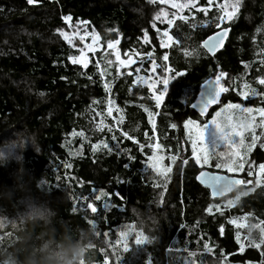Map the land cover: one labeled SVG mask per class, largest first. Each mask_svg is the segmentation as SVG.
<instances>
[{
	"label": "trees",
	"instance_id": "16d2710c",
	"mask_svg": "<svg viewBox=\"0 0 264 264\" xmlns=\"http://www.w3.org/2000/svg\"><path fill=\"white\" fill-rule=\"evenodd\" d=\"M222 1L214 0L207 16L195 8L185 9L182 14L189 17L188 21L177 19L169 30L173 44L160 48L162 37L153 24L163 32L167 23L151 21L158 0H37L31 5L27 0H0V142L8 132L34 134L40 148L37 153L29 146L20 152L19 159L9 157L0 166V192L14 187L24 189L17 190L11 202L0 198V204L15 212L22 198L30 195L37 204H48L66 218L82 224L93 220L101 240L105 233L108 237L124 224L134 222V211L145 213L149 206L156 207V186L144 168L153 153L150 145L159 143L158 150L168 156L181 153L182 124L185 119L199 117L190 102L204 80L224 71L222 81L230 94L221 95V104L264 107L260 96L238 95L245 84L257 92L264 91V85L258 84V79L264 78V0H240L234 21L221 24L231 27L225 45L210 55L201 41L218 29L216 17L220 12L215 5ZM197 3L207 6V0ZM65 16L90 25L103 43L119 41L115 51L136 63L120 66L115 51L98 50L90 54L86 68L73 64L69 56H75L77 50L55 34L65 25ZM145 33L148 42L143 39ZM193 48L198 55H184V49ZM148 52L157 63H164L160 57L168 53L172 71L167 75L183 73L170 80L159 110L147 86L139 81L132 83L136 66L149 62L150 58L145 57ZM139 53L144 54V63ZM219 105L211 106L204 117ZM144 108L155 114L154 130ZM263 139L245 159V164L252 163V169L264 162ZM93 144L97 145L95 151ZM183 159L189 163L177 159L166 204L155 210V244L153 240L142 258L128 259L126 264H183L189 259L190 249L195 248L190 243L200 241L208 245L206 252L210 249L209 253L222 259V264H264V244L255 247L264 240V183L256 185L255 174L249 177V166L245 165V170L236 174L253 183L212 199L208 189L195 179L201 167L194 165L190 154ZM66 163L71 167L65 168ZM203 168L218 170L213 163ZM250 188L253 190L248 191ZM240 192L248 194L237 200ZM97 195L101 196L99 201L95 200ZM87 203H93L97 212L87 209ZM209 204L213 205L211 213L206 211ZM216 204H220L223 215L216 211ZM74 207L78 209L75 213ZM106 257L113 264L108 250L101 247L98 259L104 264Z\"/></svg>",
	"mask_w": 264,
	"mask_h": 264
},
{
	"label": "snow or ice",
	"instance_id": "6c2138e0",
	"mask_svg": "<svg viewBox=\"0 0 264 264\" xmlns=\"http://www.w3.org/2000/svg\"><path fill=\"white\" fill-rule=\"evenodd\" d=\"M37 0H27L28 4H35ZM151 2L155 3L156 0H151ZM161 4H168L171 6L172 9H175V12L171 13V18H169V13L165 11L163 8L160 9V11L157 13V15L154 17V20H158L161 23H167V28L163 30L162 32V38L160 40V48H166L173 44L174 38L170 34L169 30L173 27L175 21L178 19L180 21H188L189 17L186 15H183V11L185 9H191L195 8L197 12H203L206 16L208 15L209 10L213 7L214 0H207V6H199L197 3V0H160ZM217 9L220 12V15L216 17V19L219 21L216 23V28L220 29L219 31H216L213 35L208 36L203 42L202 47L207 50L208 53H212L213 55L217 52L218 49L222 48L224 46L225 38L228 36L229 28L223 27L221 28V24L225 22H232L234 21L235 17L237 16L240 8V0H234V2L229 3V0H224V3L222 4H216L215 5ZM230 9V10H229ZM72 17L65 16L64 20L70 21ZM201 23H206L201 22ZM195 26V25H191ZM153 27H156L155 23L153 24ZM158 32H160V29H157ZM64 35L63 33H61ZM65 39H68V37L65 35ZM98 39L97 37H93V40L95 41ZM145 42H148V34L145 33L143 37ZM119 41H109L108 48L115 49L116 44H118ZM89 50H93L92 45H88ZM115 57L116 60L119 62L120 66L127 67L129 64H135L136 61L132 60L131 57L128 59H121L120 53L118 51H115ZM184 55L185 56H192V55H198L195 48L192 49V51H188L187 49H184ZM147 56L151 60V69L150 75L147 77L139 75L141 68L137 67L135 69V72L137 73L136 79L132 81L133 84H136L137 81H139L140 84H146L147 85V91L150 93V99L154 101V107L155 109L159 110L161 106L165 102V95L168 92V86L171 79H174L175 77L181 76L182 72H176L175 76H169L167 73L172 71V69L169 67L167 61L169 59L168 53L165 52L160 59L164 63H157V60L155 57H153V54L151 52L147 53ZM69 60L73 64H80L83 65V67L88 66V60L85 56L84 52L81 51L79 56H69ZM219 67V65L217 66ZM157 69H161L163 74L158 75ZM119 71V69H117ZM103 75V74H101ZM131 75V73H129ZM226 76V73L224 71H218V73L215 75L214 80H205L203 86H207L206 91L200 93V99L196 101L195 104L192 105L193 108L199 109V117H204L207 113L209 107L213 104H221L223 101L221 100V95L224 93L230 94L229 87H226L224 83H222V79ZM90 78V77H89ZM91 79V78H90ZM259 85H264V78L258 79ZM158 85H162V87H157ZM202 86V87H203ZM105 90L107 91L108 85H104ZM238 95L242 98H247L249 95L252 96H260L261 98H264V91L257 92L256 89L251 88L249 85L245 84L243 86V89L239 91ZM109 105H111L113 102L111 100L108 101ZM143 107V106H142ZM227 109L231 110H239L240 112L244 113L246 116V120L239 122V123H230L227 127H224L221 125V123L218 121V117ZM108 115L110 116L112 114V107L110 106L108 108ZM119 111V109H117ZM144 111L148 115V123L152 124L153 130L155 129V120H154V112L150 111L148 108H144ZM260 117L259 126L264 127V107H244L241 103H226L223 104V107L212 114L211 120H206L205 122L201 123L198 119H192L188 118L183 121V127L187 134L188 140L191 142L192 150H191V157L194 162L195 166H199L201 168L205 166H210V160L213 156L216 157L215 162V168L218 170H226L227 173H238L245 170V159L244 155L241 153V148H246L247 152H251L252 148L256 146V141L259 139L255 135V128L257 127L256 124V117ZM123 117H121V120ZM138 127V125H137ZM171 127L175 128L177 127L176 124H172ZM212 128V140L211 144H207V136L206 133L209 128ZM111 131V129H109ZM245 132H252V138H251V145H245V139L244 134ZM72 135H78V133L73 132ZM79 135H83L80 133ZM125 136H127L128 139H133V137L128 136L127 133H124ZM113 140L116 139L115 136L112 137ZM223 144L224 150L217 152L216 149L220 147V145ZM103 147L105 149H108L111 151V148L107 143H103ZM144 145H141V148H143ZM150 147L153 148V153L149 157V167L152 168L154 171L160 172L163 174L164 172H168L171 170L170 167L168 168H162L160 166V162L162 161L163 157L158 156L156 154V150L161 148V145L159 143H156L154 145H150ZM261 147H264V144H261ZM97 148V145L93 144L92 149L95 151ZM171 159H175V157H172ZM239 161V162H238ZM184 164H188L189 160L185 159L183 161ZM254 163V162H253ZM65 168H70L71 164L66 163L64 165ZM264 173V162L260 163L258 165V171H256L255 176L256 185H261L264 183V181L261 180V174ZM247 175L249 177L253 176V170H252V163H249V169L247 170ZM59 179V177H58ZM196 179L200 181L202 184H206L211 189V195L213 197H222L225 195V193L231 192L234 187L237 185H243V184H252L253 182L251 180H243L238 179L233 175H227V174H220L218 172H209V171H200L199 175L196 176ZM253 189H248V191H252ZM247 192H240L239 195L236 197V199H239V196L247 195ZM102 195H107V193H102ZM87 199V197H85ZM101 199L100 195L95 196V200L99 201ZM229 204L232 203V201L228 202ZM87 209H90L92 213L97 212V208L93 205V203H87L86 205ZM215 209L217 212H220L221 215H223V211L221 210L220 204L215 205ZM213 210V205L209 204L208 208L206 209L207 212L211 213ZM72 211L75 213L78 211L77 208H73ZM88 222H93V220L88 219ZM232 223H235V221H232ZM264 223V221H262ZM135 232V244L136 245H144L146 243H151V240L142 232L137 230L135 226H127L124 230H121L118 232V238L115 241V245H119L123 248V251L127 252L129 249V244L127 237L132 233ZM221 235L224 234V226L221 225L220 227ZM261 232L264 233V229H261ZM105 237H107L108 233L104 234ZM239 243V239L237 240ZM260 244H264V240H261L259 244H255L256 248H260ZM115 245H110L111 247H115ZM204 247L207 249L208 245L205 244ZM244 250V244H240V251L243 252ZM210 251V249H209ZM192 255V253H189ZM117 260H119V256L116 257ZM104 264H109L108 258L106 257L104 259Z\"/></svg>",
	"mask_w": 264,
	"mask_h": 264
},
{
	"label": "clouds",
	"instance_id": "9594fccd",
	"mask_svg": "<svg viewBox=\"0 0 264 264\" xmlns=\"http://www.w3.org/2000/svg\"><path fill=\"white\" fill-rule=\"evenodd\" d=\"M9 145L20 152L29 146L34 152L40 150L34 134H17L0 147ZM8 160V153L0 151V166ZM17 190L24 189H4L0 198L11 202ZM104 246L94 222L66 218L48 204H37L30 195L22 198L15 212L0 204V264H103L98 252Z\"/></svg>",
	"mask_w": 264,
	"mask_h": 264
},
{
	"label": "rangeland",
	"instance_id": "374dc122",
	"mask_svg": "<svg viewBox=\"0 0 264 264\" xmlns=\"http://www.w3.org/2000/svg\"><path fill=\"white\" fill-rule=\"evenodd\" d=\"M231 2H234V0H229V3ZM158 3L159 4L157 7V10L153 12V15H151V18H152L151 21L154 19V17L157 15V13L160 11L161 8H163L168 13H172L176 11L175 9H172L171 6L168 4H161L160 0H158ZM222 3H224V0L222 1ZM154 28L156 29V32H158L157 31L158 28L157 27H154ZM61 33H63L64 35H62ZM55 34L56 36L62 38L65 42H67L73 48L77 50V54L75 56H79L81 51H83L88 61H89V57L91 53H95L98 50H101V51L112 50L113 52L117 48V46L115 47V49L108 48L109 41H106L105 43H103L98 33L90 25L82 23L80 21H73V20L67 21L65 25L63 26V28L56 31ZM161 34H162V31L159 32V35L162 37ZM65 35L68 37V39H65ZM94 36L98 38L95 41L93 40ZM88 45H92L93 50H89ZM138 55L143 61V63L145 61V57H148V56L144 57V54H141V53H139ZM121 59H124V58L121 57ZM137 67L141 68L139 75L147 77L148 75L151 74L149 71L151 69V60L147 62V65H144V64L137 65L136 68ZM157 74L158 75L163 74L161 69H157ZM222 83L225 84V81H222ZM141 85L147 86L146 84H141ZM157 87H162V85H158ZM222 107H223V104H220L207 117H203V118L196 117L193 119H198L201 123L205 122L206 120H211L212 114L219 111ZM245 120H246V116L244 113L240 112L239 110H231V109L225 110L218 117V121L224 127H227L230 123L235 124V123H239ZM259 121H260V117L257 116L256 117L257 127L255 128V135L259 137V139L256 141V143L261 141L262 138H264V127L259 126ZM212 131L213 130L210 127L206 133V136H207L206 143L209 145L211 144V140H212ZM183 132H184L183 133L184 140L182 141V151L178 156H168L166 153L160 150H156V154L158 156L163 157L162 161L160 162V166L162 168L170 167L171 168L170 171L164 172L163 174H161L160 172L154 171L152 168L149 167V163H150L149 160L147 161V163L144 164V168L148 172L147 174L148 177L152 179L154 185L156 186V200H155L156 207L149 206L148 211L145 213H139L138 211H134L133 209L134 211L133 213L136 216V220L134 222L126 223L122 227L117 229V231L114 234H111L108 237H103L102 241H104L105 243L104 248L108 250L109 255L111 256V259H112L110 262H112L113 264H126L125 261H127L128 259H130V261L139 260L140 255H141L140 258H142L143 257L142 253H144L146 248L149 247L148 245L149 243H146L144 245H139V246L135 244V232H132L127 237L128 244H129V249L127 252L123 251V248L121 246L115 245V241L118 238V235H117L118 232L121 230H124L127 226H135L137 230L142 231L151 240V242H153L154 240L152 244H155V241H156L155 239L157 236L154 233L155 230L153 228L157 223L155 219V210L157 211V209H159L157 208L159 205L162 204L163 206H165L166 204L165 196L167 193L168 184L170 183V180L174 174L175 167L177 165V159H180L181 161H183L184 160L183 157L186 154L191 155L192 146H191V142L188 140L184 127H183ZM17 134L18 133H15V132H8V134L3 135L2 142H0V144H3L6 141L15 140L17 138ZM251 138H252V132H245L244 134L245 145H248V146L251 145ZM223 150H224L223 144H221L220 147L216 149L217 152L223 151ZM0 151L8 153V156L10 158H14V159L20 158V151L18 149L15 150V148L11 147L10 145L7 148L0 147ZM241 153L242 155H244V159H246L247 154H248L246 148H241ZM172 157H175V159L174 160L171 159ZM215 162H216V157L213 156L210 160V164L213 163L215 166ZM245 165L247 167L249 166V164H245ZM252 170H253V174H255L256 171H258V168L256 169L253 168ZM238 173H241V172H238ZM229 174H233V173H229ZM261 180L264 181V173L261 174ZM138 220L142 221V223H138ZM189 232H190V229H189ZM197 239H195V241ZM110 245H115V247H111ZM174 245L178 246L177 243H175ZM191 246H195L194 249H190L192 255L189 254V259L184 260L182 262L183 264H222L223 263L222 259H219L216 256H213L211 253H209V251L206 252L202 241L194 242V244L190 243V247ZM184 247H187V242H185ZM117 256H119V260H117L116 258ZM146 259H148L151 262V260L149 259V256Z\"/></svg>",
	"mask_w": 264,
	"mask_h": 264
},
{
	"label": "water",
	"instance_id": "95a60500",
	"mask_svg": "<svg viewBox=\"0 0 264 264\" xmlns=\"http://www.w3.org/2000/svg\"><path fill=\"white\" fill-rule=\"evenodd\" d=\"M223 27H228V28H229V32H228V36H229L230 31H231V27H230V26H222L221 28H223ZM219 30H220V29H216L215 31H213L212 33H210L208 36L213 35L216 31H219ZM208 36H206V37L201 41V46H202V42H203ZM228 36L225 38L224 45H225V43H226V40H227ZM222 48H223V47H222ZM222 48L218 49L217 52L220 51ZM203 49H204V48H203ZM205 50H206V49H205ZM206 51H207V50H206ZM217 52H216V53H217ZM209 54H210V55H213L212 53H209ZM214 79H215V78L210 77V78H207L206 80H214ZM204 81H205V80H204ZM204 81L201 83V85H200V87H199L197 93L195 94V96L193 97L192 101L190 102V108L196 110L197 112H199V109H198V108H193L192 105L195 104L196 101H197L198 99H200V93L206 91L207 86H203V85H204ZM202 86H203V87H202ZM213 105H214V104H213ZM213 105H211V106H213ZM211 106H210V107H211ZM210 107H209V108H210ZM208 110H209V109H208ZM200 171L218 172V173H220V174L233 175V176H235V177L238 178V179H243V177H242L240 174H229V173H226V172H224V171L210 170V169H208V168H201V169L196 173V175H195V179H196V176L199 175V172H200ZM196 181H197L198 184H200L201 186H203V187H205V188L208 189L211 198H221L220 196H218V197H213V196L211 195V189H210L206 184H202V183H201L200 181H198L197 179H196ZM240 186H242V185H237L236 187H234V188L232 189L231 192L225 193V195L222 196V197H225V196L231 194L234 190L238 189Z\"/></svg>",
	"mask_w": 264,
	"mask_h": 264
},
{
	"label": "bare ground",
	"instance_id": "6f19581e",
	"mask_svg": "<svg viewBox=\"0 0 264 264\" xmlns=\"http://www.w3.org/2000/svg\"><path fill=\"white\" fill-rule=\"evenodd\" d=\"M210 194V193H209ZM211 197V196H210ZM212 199H215V198H212ZM251 217V216H250ZM228 262V261H227ZM133 264V263H132Z\"/></svg>",
	"mask_w": 264,
	"mask_h": 264
}]
</instances>
